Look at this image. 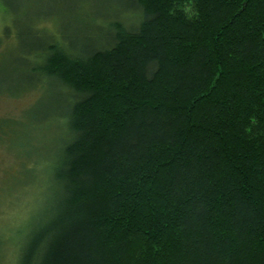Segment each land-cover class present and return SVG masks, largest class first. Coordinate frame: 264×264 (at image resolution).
<instances>
[{"label":"trees","instance_id":"1","mask_svg":"<svg viewBox=\"0 0 264 264\" xmlns=\"http://www.w3.org/2000/svg\"><path fill=\"white\" fill-rule=\"evenodd\" d=\"M115 1L103 32L60 38L26 11L15 28L18 91L46 90L53 109L37 101L33 119L64 131L46 200L0 250L13 264H264V0Z\"/></svg>","mask_w":264,"mask_h":264},{"label":"rangeland","instance_id":"2","mask_svg":"<svg viewBox=\"0 0 264 264\" xmlns=\"http://www.w3.org/2000/svg\"><path fill=\"white\" fill-rule=\"evenodd\" d=\"M115 2L117 1L0 0V35L4 34L6 26L10 27L13 35H4L0 43L4 50L6 48L0 55L1 238L8 240L15 230L24 229L46 200L48 192L45 191V184L59 147L60 135L64 131V126L57 125L48 118L41 121L33 119L36 113L38 118L46 116L39 112L41 107L36 104L37 101L43 104L42 98L46 90L30 85L27 89L18 91L24 74L19 60L22 56L20 49L23 48L22 37L25 38L26 35L14 38L15 28L29 27L28 22H21L26 11L27 18L33 17V13L38 15L30 19L33 22L32 30L35 26H42L57 37L64 33L68 40L74 35L81 36L76 29H81V34L95 31L96 26L104 31L113 18ZM61 8L68 9L66 15L64 11L61 12ZM94 12L99 16H94ZM20 30L24 33L22 28ZM42 107L52 111L53 104L47 101ZM0 258V264H13V253L9 246L2 247Z\"/></svg>","mask_w":264,"mask_h":264}]
</instances>
